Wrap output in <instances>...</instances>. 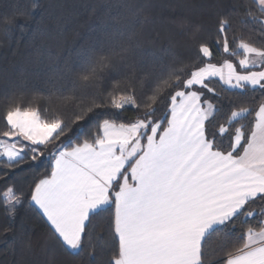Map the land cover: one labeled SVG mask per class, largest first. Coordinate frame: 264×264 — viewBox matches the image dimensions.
Returning <instances> with one entry per match:
<instances>
[{
    "label": "snow or ice",
    "instance_id": "6c2138e0",
    "mask_svg": "<svg viewBox=\"0 0 264 264\" xmlns=\"http://www.w3.org/2000/svg\"><path fill=\"white\" fill-rule=\"evenodd\" d=\"M42 12L41 0H29L25 12L0 14V24L9 33L17 15L35 21ZM234 17L249 35L234 31ZM125 19L113 17L117 25ZM253 36L264 45V0H234L215 33L197 42L191 65L153 59L160 71L138 75L128 49L115 61L90 45L46 98L59 114L43 115L23 80L4 92L3 231L15 235L24 210L40 216L51 237L47 264H58L59 253L74 264H264V100L231 110L223 123L212 102L231 89L264 97V46ZM214 48L238 63H213ZM118 63L133 71L122 74ZM130 110L135 119L112 118ZM92 121L95 133L81 140ZM45 160L46 174L26 186L13 181L25 161L33 168ZM24 253H32L31 239Z\"/></svg>",
    "mask_w": 264,
    "mask_h": 264
},
{
    "label": "trees",
    "instance_id": "16d2710c",
    "mask_svg": "<svg viewBox=\"0 0 264 264\" xmlns=\"http://www.w3.org/2000/svg\"><path fill=\"white\" fill-rule=\"evenodd\" d=\"M43 12L35 14L36 20L25 15H17L16 26L12 32L5 33L0 24V105H3V93L9 91L21 80L25 82L29 96L35 95L41 100L40 108L43 115L59 114L56 106L48 103L46 98L53 91L54 84L66 82L67 69L78 58L86 46H103L114 53V60L120 61L122 49L127 58V64H136L138 75L149 71H160L153 65V59L167 61L174 56L177 65H191L197 61V42L208 38L209 33H215L217 19L228 14L234 0H41ZM29 0H0V14L13 10L25 12ZM111 13V15H109ZM123 16L126 19L115 24L113 17ZM146 23H140L145 17ZM24 31H21V27ZM233 29L238 34L249 35L233 18ZM231 35V34H230ZM258 37L253 36V42ZM256 46H264L256 43ZM237 59L223 54L222 50L213 49V63L223 59ZM121 73L132 72L133 69L124 63H118ZM109 74L116 77L114 70ZM220 91V85H216ZM225 87V86H223ZM239 89L220 92L213 103L222 108L217 119L223 123L231 110L239 106L257 107L264 100L260 92H249L245 96L234 95ZM149 94H151L149 92ZM58 95V94H57ZM55 99V97H53ZM47 108L48 111L44 112ZM70 115V113H65ZM134 111L123 112L113 116L117 122L135 119ZM108 117H100L104 119ZM251 119V118H250ZM83 123V122H81ZM97 121H92L83 127L79 133L83 140L96 131ZM3 124L0 123V131ZM74 132L76 125H73ZM75 140V135L69 133ZM63 139V138H62ZM59 144V141L56 142ZM54 147V146H50ZM43 159V158H42ZM33 168H28L25 161L24 171L13 176V181L25 184L30 182L35 174H46V160L34 162ZM4 165L0 164V169ZM13 181H9L11 184ZM26 186V184H25ZM3 185L0 184V189ZM2 194V193H0ZM5 218L0 214V264H47L48 255L44 246L51 242L46 222L40 216L29 210L21 212L17 219L15 235L3 231ZM106 221L100 222L97 231L104 235ZM7 236V240L3 237ZM31 239L32 253H24L25 242ZM214 241L210 242V247ZM58 264H74L72 258L63 253L57 256Z\"/></svg>",
    "mask_w": 264,
    "mask_h": 264
},
{
    "label": "rangeland",
    "instance_id": "374dc122",
    "mask_svg": "<svg viewBox=\"0 0 264 264\" xmlns=\"http://www.w3.org/2000/svg\"><path fill=\"white\" fill-rule=\"evenodd\" d=\"M233 61V63H238V60L237 59H231ZM223 62V61H222ZM220 62V63H222ZM239 70V69H238ZM226 87V86H225Z\"/></svg>",
    "mask_w": 264,
    "mask_h": 264
}]
</instances>
